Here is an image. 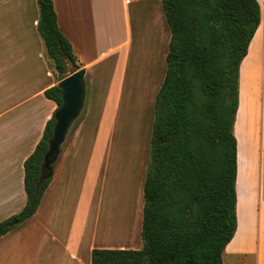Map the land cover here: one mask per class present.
Returning a JSON list of instances; mask_svg holds the SVG:
<instances>
[{"label": "crops", "instance_id": "obj_1", "mask_svg": "<svg viewBox=\"0 0 264 264\" xmlns=\"http://www.w3.org/2000/svg\"><path fill=\"white\" fill-rule=\"evenodd\" d=\"M151 1L53 0L59 28L72 44L78 66L86 69V79H91L93 106H101L99 122L93 136L80 125L67 141L69 131L65 141L68 145L64 149L62 146L53 178L37 212L0 238V264H92L94 249L142 248L143 243L136 238L132 240L131 236L127 242L118 241L123 244L111 239V236L124 237L129 229L131 220L126 209L120 214L113 209L115 215L108 214L103 228L106 234L101 237L99 224L104 168L135 39L133 12L139 7L152 10ZM258 1L262 20L253 44L259 47L257 52H250L249 47L241 64L234 134L238 149L237 192L244 177L248 183L247 204L259 200L256 253L258 264H264V0ZM18 2L14 7L20 9L10 18L14 23L0 39V222L19 214L25 207L24 163L58 109L45 96V91L58 85L59 79L55 78L56 72L50 71L51 61L43 39L33 33L38 30L39 13L33 25L27 26L30 4L27 0ZM261 30L263 40L259 45ZM15 56L23 63L21 70L26 69V73L35 77V85L8 83L10 75L19 76V71L12 72ZM251 59L250 65L247 60ZM249 67L257 68V74L250 75L252 85L244 96L243 73ZM255 179L259 185H254ZM257 187H261L258 198ZM239 225L240 221L233 240L238 236ZM233 240L226 251H234ZM127 245L132 247L126 248Z\"/></svg>", "mask_w": 264, "mask_h": 264}, {"label": "trees", "instance_id": "obj_2", "mask_svg": "<svg viewBox=\"0 0 264 264\" xmlns=\"http://www.w3.org/2000/svg\"><path fill=\"white\" fill-rule=\"evenodd\" d=\"M37 29L63 78L78 70L53 0H37ZM171 31L166 75L155 100L151 158L143 188L141 249H94L92 264H224L238 228L240 69L262 20L258 0H162ZM59 108L62 90L45 91ZM55 117L26 159L22 211L0 222V238L38 210L36 196Z\"/></svg>", "mask_w": 264, "mask_h": 264}, {"label": "rangeland", "instance_id": "obj_3", "mask_svg": "<svg viewBox=\"0 0 264 264\" xmlns=\"http://www.w3.org/2000/svg\"><path fill=\"white\" fill-rule=\"evenodd\" d=\"M27 2L30 4V7L28 6L30 11L26 13V21L27 26H31L34 23L36 14L39 13V6L37 0H27ZM18 3V0H0V39L5 37L3 33L7 31L10 24L12 25L13 21L10 18L12 13L19 11V7L17 9L14 7ZM161 5L160 0H152V10L147 11V9L139 7L137 11L133 12L135 39L123 99L118 110L114 133L107 153L100 203V237L106 234L103 228L105 221L107 222L108 214L110 215L113 209H116V214L124 213L125 209L127 214L129 212L131 225L130 227L128 226L129 229L125 232V236H111V239H116V244H123L122 242L118 243V241L122 240L124 242L129 241V236H131L132 240L136 238L143 243V184L150 166L155 100L165 79L167 69L166 56L171 40V31ZM33 33H37V36L42 41L38 30ZM262 40L263 31L261 30L258 40L259 45ZM254 41L250 45V52L252 50L254 52L258 51L259 46L258 44L256 46V43L254 46ZM157 46H159L158 56ZM13 54L16 55L15 52ZM16 58L18 56H15V60H13L14 69L12 72L19 71V76L10 75L8 83L10 85H35L33 83L35 77L26 73V69L21 70L23 63H20L19 59L16 60ZM252 61V59L247 60L250 65L253 64ZM252 69L249 67L248 71L243 73L244 96L247 94L248 86L252 85L250 75L254 74L255 76L257 74V68ZM50 71L56 72L55 78L57 79L59 73L56 71L52 61L50 63ZM91 84V79L87 78L85 107L80 117L72 125L67 141L70 140L73 130L80 125H84L91 136L95 133L101 106H93ZM67 145L68 142H65L63 149ZM255 182L256 179L254 180ZM247 184L246 179L243 177V180L241 179L240 181V187L238 186L237 197L238 193H240L239 204H237L238 221H240L239 231L237 238L232 242L234 251L229 252L227 250L224 253V264H258L256 248L259 241V200L255 199L256 201L252 205L250 203L247 204L248 193L245 191ZM254 185H259V181ZM255 192L258 198L259 194H261V187L255 188ZM262 194L264 195V186ZM112 214L115 215L114 213ZM118 217L120 218V216ZM134 218L135 221H133ZM110 223L112 224V222ZM134 234L135 236L132 237ZM130 246L127 245L126 248H130Z\"/></svg>", "mask_w": 264, "mask_h": 264}, {"label": "water", "instance_id": "obj_4", "mask_svg": "<svg viewBox=\"0 0 264 264\" xmlns=\"http://www.w3.org/2000/svg\"><path fill=\"white\" fill-rule=\"evenodd\" d=\"M58 87L62 90L63 104L56 110L55 126L53 137L49 142L48 151L44 157L41 170V176L37 184L36 196L39 195L42 185L51 178L54 171V164L61 154V149L66 141L67 135L74 124L80 117L86 101V69L78 66V70L63 78L62 74L58 75ZM18 224L15 220L13 225Z\"/></svg>", "mask_w": 264, "mask_h": 264}, {"label": "bare ground", "instance_id": "obj_5", "mask_svg": "<svg viewBox=\"0 0 264 264\" xmlns=\"http://www.w3.org/2000/svg\"><path fill=\"white\" fill-rule=\"evenodd\" d=\"M127 215H128V217H129V212H128V214H127ZM128 220H130V218H128Z\"/></svg>", "mask_w": 264, "mask_h": 264}]
</instances>
